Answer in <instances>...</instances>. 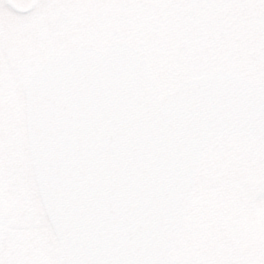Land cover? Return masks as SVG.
Here are the masks:
<instances>
[{
	"label": "snow or ice",
	"instance_id": "obj_1",
	"mask_svg": "<svg viewBox=\"0 0 264 264\" xmlns=\"http://www.w3.org/2000/svg\"><path fill=\"white\" fill-rule=\"evenodd\" d=\"M0 264H264V0H0Z\"/></svg>",
	"mask_w": 264,
	"mask_h": 264
}]
</instances>
